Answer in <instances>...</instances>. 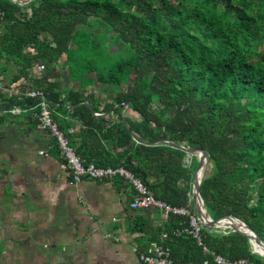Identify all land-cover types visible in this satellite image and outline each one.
Listing matches in <instances>:
<instances>
[{
	"label": "trees",
	"instance_id": "obj_1",
	"mask_svg": "<svg viewBox=\"0 0 264 264\" xmlns=\"http://www.w3.org/2000/svg\"><path fill=\"white\" fill-rule=\"evenodd\" d=\"M0 11V75L7 74L4 62L14 65L1 83L26 77L33 59L43 63L47 70L27 89L43 93L84 163L123 166L158 199L188 208L196 156L187 166L183 150L138 143L132 134L203 149L199 193L207 212L239 218L264 243V0H0ZM107 41L116 53L105 49ZM61 57L67 88L49 80L62 76ZM124 99L136 117L123 116L130 131L119 115ZM13 102L35 105L34 98L0 91L1 109ZM74 104L69 114L65 105ZM98 106L117 118L94 116ZM67 117L79 131L69 132L74 122ZM134 211L139 224L156 215L151 208ZM188 224V215L168 214L146 245L166 232L175 263L210 258L205 246L264 264L241 231L201 225L199 244L173 234Z\"/></svg>",
	"mask_w": 264,
	"mask_h": 264
},
{
	"label": "crops",
	"instance_id": "obj_2",
	"mask_svg": "<svg viewBox=\"0 0 264 264\" xmlns=\"http://www.w3.org/2000/svg\"><path fill=\"white\" fill-rule=\"evenodd\" d=\"M63 59L56 65L62 76L49 80L67 88ZM40 65L33 59L28 75L9 83L11 91L4 92L21 96L14 88L28 90L31 81L47 70ZM3 66L7 74L0 75V81L9 82L14 65ZM75 105H65L69 114ZM13 107L20 111L12 112ZM126 107L122 117L120 107V117L136 119ZM34 114L31 105L13 102L0 108V264H143L137 252L166 217L155 211L150 221L140 223L142 232L137 229L139 221L133 220L135 211L128 208L135 190L124 179L84 178L70 183L55 140L36 127ZM103 114L117 118L112 111L99 112V106L93 112L98 118ZM69 120L74 122L69 132L79 131V123ZM191 157L186 153L185 165ZM189 196L188 209L193 205L190 210L196 214L191 191Z\"/></svg>",
	"mask_w": 264,
	"mask_h": 264
},
{
	"label": "built area",
	"instance_id": "obj_3",
	"mask_svg": "<svg viewBox=\"0 0 264 264\" xmlns=\"http://www.w3.org/2000/svg\"><path fill=\"white\" fill-rule=\"evenodd\" d=\"M17 4H24L28 0H11ZM1 15V11H0ZM43 68V65L39 66ZM0 91H11V88L4 86L0 81ZM13 92L34 98L35 105V120L36 127L40 130L46 131L52 137L60 151L63 161V166L68 171L70 183H78L84 178L89 179H112L120 177L124 179L135 190L132 198L128 201V208L143 209L151 208L158 211L162 216L167 217L168 214L188 215L189 224L186 227L173 229V234L179 236L180 234H188L196 238L197 242L201 244L199 239V227L202 225L201 218L193 213L185 206H174L165 201L155 197L154 192L143 183V181L131 171L123 166L116 167H99L92 163H84L78 155L75 154L73 147L69 144L68 138L58 128L56 122L52 119V108L49 101L45 98L43 93L38 90L28 89L23 92H18L14 88ZM12 112L20 111L19 108H11ZM42 153V152H40ZM225 229V227H220ZM108 237V235H106ZM110 236V235H109ZM115 240L117 236H112ZM167 237L166 232H162L159 241L149 242L143 250L137 252L138 259L143 264H253L246 258L229 259L220 254L211 252L207 247L202 246V250L210 254V258L199 261H183L175 263L171 257L170 248L163 240Z\"/></svg>",
	"mask_w": 264,
	"mask_h": 264
},
{
	"label": "water",
	"instance_id": "obj_4",
	"mask_svg": "<svg viewBox=\"0 0 264 264\" xmlns=\"http://www.w3.org/2000/svg\"><path fill=\"white\" fill-rule=\"evenodd\" d=\"M127 104H128L127 99H124L123 101L118 103V105H121V110H120L121 117H122V112L124 108L127 106ZM86 105L88 106L87 103ZM123 124L126 127V129L129 130L124 120H123ZM132 138L135 142L143 143L146 145H153L157 143H167L175 148L183 150L187 154L195 155L197 158V164L194 168L193 175H192L193 184H192V189H191V197L195 205L194 207H195L196 214L201 218L202 225L205 227H225V228H231L233 230L241 231L242 233L248 236L249 241L253 248V252H256L260 256L264 257V243L246 223H244L242 220H240L239 218L233 215H224L219 218H212L207 212L205 206L203 205V202H202V199L199 193V187L202 181L201 178L203 175L205 162H206V153L203 149L183 146L182 144H179L178 142L164 140V139H160L156 141H144L138 138L134 134H132ZM199 171H202L200 176H199ZM240 224L243 226V228L239 227Z\"/></svg>",
	"mask_w": 264,
	"mask_h": 264
},
{
	"label": "rangeland",
	"instance_id": "obj_5",
	"mask_svg": "<svg viewBox=\"0 0 264 264\" xmlns=\"http://www.w3.org/2000/svg\"><path fill=\"white\" fill-rule=\"evenodd\" d=\"M86 28H89V29H91L92 27H90V26H88V27H86ZM105 49L107 50V51H109V52H111V53H116L117 51H118V48L116 47V45L114 44V43H112V42H106L105 43ZM126 85L123 83V84H121L120 86H119V88H124ZM191 161V160H190ZM196 162H197V160H196ZM190 165V164H189ZM188 165V166H189ZM196 166V165H195ZM195 168V167H194ZM190 209H192L193 210V205L190 207Z\"/></svg>",
	"mask_w": 264,
	"mask_h": 264
},
{
	"label": "bare ground",
	"instance_id": "obj_6",
	"mask_svg": "<svg viewBox=\"0 0 264 264\" xmlns=\"http://www.w3.org/2000/svg\"><path fill=\"white\" fill-rule=\"evenodd\" d=\"M201 172H202V171H199V176H200ZM239 227L243 228V226H242L241 224L239 225Z\"/></svg>",
	"mask_w": 264,
	"mask_h": 264
}]
</instances>
